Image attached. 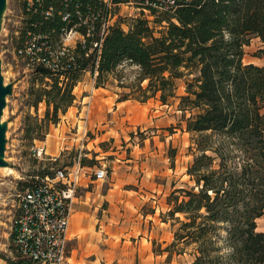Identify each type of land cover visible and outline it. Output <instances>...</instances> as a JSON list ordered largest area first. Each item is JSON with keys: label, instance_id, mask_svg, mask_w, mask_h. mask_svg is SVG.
<instances>
[{"label": "trees", "instance_id": "16d2710c", "mask_svg": "<svg viewBox=\"0 0 264 264\" xmlns=\"http://www.w3.org/2000/svg\"><path fill=\"white\" fill-rule=\"evenodd\" d=\"M17 2L15 51L37 60L41 84L30 85L29 102H44L43 124L72 105L85 72L95 74L96 87L113 79L127 89L118 101L178 98L179 110L190 112L184 121L193 159L186 173L193 184L167 197V261L190 249L191 264H264L257 229L264 213V66L243 63L252 38L264 44V0H190L163 14L169 17L157 21L165 25L158 37L136 19L126 32L109 26L102 39L101 24L114 14L101 0ZM70 30L81 36L73 47L63 43ZM254 56L264 57V48ZM123 64L137 68L133 83L120 80ZM178 80L185 84L181 96Z\"/></svg>", "mask_w": 264, "mask_h": 264}, {"label": "rangeland", "instance_id": "374dc122", "mask_svg": "<svg viewBox=\"0 0 264 264\" xmlns=\"http://www.w3.org/2000/svg\"><path fill=\"white\" fill-rule=\"evenodd\" d=\"M19 8L17 0H6L0 29L1 75L4 85H11L1 116V123H6L3 159L7 166L0 167V264L22 262L11 252L9 237L12 194L19 179L34 180L70 166L79 153L85 154L82 159L90 168V178L82 179L81 186L86 187L77 191L74 209L89 212L90 231L100 225L104 228L99 223L103 216L119 217L135 233L151 232L155 250H163L173 240V221L164 217L167 197L175 189H188L193 184L186 173L193 159L184 121L190 112L179 110L178 98H169L165 104L155 98L146 102L118 101L120 93L127 89L117 87L113 79L96 87L95 74L85 72L72 90V105L64 114L59 113L55 123L43 124L44 102L36 108L29 102L30 85L41 84L35 71L37 60L15 51L14 41L21 26ZM114 13L117 16L110 23L121 28L136 20V13L129 9L116 8ZM168 17L160 15L154 20L151 28L155 37L165 27L157 21ZM77 39L80 36L71 33L63 43L71 44ZM253 39L243 49V63L256 52ZM117 74L124 84H130L137 68L123 64ZM176 87L177 96L185 93L183 80L176 81ZM35 147L43 148L46 154L38 157ZM96 167L105 169L103 181H91ZM9 169L12 174L7 175ZM257 229L264 234V213L257 220ZM192 260L187 249L185 254H173L168 264H191Z\"/></svg>", "mask_w": 264, "mask_h": 264}, {"label": "built area", "instance_id": "2783aa9c", "mask_svg": "<svg viewBox=\"0 0 264 264\" xmlns=\"http://www.w3.org/2000/svg\"><path fill=\"white\" fill-rule=\"evenodd\" d=\"M101 1L109 10L125 8L135 12L134 18L144 20L151 28L158 16L172 13L190 0ZM116 16L115 13L113 16L108 14L101 24L99 39H102L108 27L113 25L110 21ZM123 26L125 28L122 29L126 32L128 26ZM71 33L75 32H65L63 39ZM93 46L96 47L97 44ZM34 153L38 157H41L42 153L46 154L40 147H35ZM83 156L85 154H77L70 166L57 168L53 173H47L41 178H21L14 187L9 237L11 252L20 261L29 264H69L67 229L78 199L77 191L86 187L81 186V181L85 177L90 178V168L83 164ZM49 159L55 160V157L50 156ZM105 175L103 167H96L92 171L91 181H103Z\"/></svg>", "mask_w": 264, "mask_h": 264}, {"label": "crops", "instance_id": "0c3cea01", "mask_svg": "<svg viewBox=\"0 0 264 264\" xmlns=\"http://www.w3.org/2000/svg\"><path fill=\"white\" fill-rule=\"evenodd\" d=\"M253 40L257 45L255 51L264 48L258 38ZM76 41L64 45L73 47ZM244 63L264 66V57L252 54ZM79 209H74L67 229L69 264H163L164 258L168 264L167 252L155 250L150 241L151 232L135 233L124 226L126 220L113 216L99 219L104 228L100 225L92 232L89 212Z\"/></svg>", "mask_w": 264, "mask_h": 264}, {"label": "water", "instance_id": "95a60500", "mask_svg": "<svg viewBox=\"0 0 264 264\" xmlns=\"http://www.w3.org/2000/svg\"><path fill=\"white\" fill-rule=\"evenodd\" d=\"M6 8V0H0V29L2 24L3 13ZM11 93V85H4L3 77L1 75V62H0V167L7 166V163L4 161V151H5V132H6V123H1V116L3 109L5 107V98Z\"/></svg>", "mask_w": 264, "mask_h": 264}, {"label": "bare ground", "instance_id": "6f19581e", "mask_svg": "<svg viewBox=\"0 0 264 264\" xmlns=\"http://www.w3.org/2000/svg\"><path fill=\"white\" fill-rule=\"evenodd\" d=\"M10 174H12V170H11V169H9V170L7 171V175H10Z\"/></svg>", "mask_w": 264, "mask_h": 264}]
</instances>
